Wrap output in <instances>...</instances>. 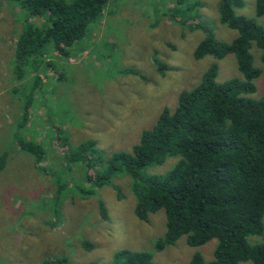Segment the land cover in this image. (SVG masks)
<instances>
[{
  "label": "rangeland",
  "instance_id": "1",
  "mask_svg": "<svg viewBox=\"0 0 264 264\" xmlns=\"http://www.w3.org/2000/svg\"><path fill=\"white\" fill-rule=\"evenodd\" d=\"M183 1L194 10H184V3L175 6L176 0H106L96 22L67 49V56L46 44L48 67L43 62L36 68L32 61L16 65L14 55L26 13L0 0V155L6 154L0 172V264L50 259L112 264L121 250L149 253L154 264H187L195 253L213 260L216 239L191 247L181 237L158 251L165 215L159 210L148 222L135 217V180L116 173L108 184L95 187L93 195L83 196L89 189L85 162L67 159L70 151L90 141L103 158L129 152L163 108L173 110L178 94L194 87L213 63L218 65L217 83L243 78L232 54L219 61L193 57L205 38L196 29L200 23L219 42L230 43L237 36L220 22L219 0ZM255 2L243 0L234 12L264 29V15H256ZM31 22L42 24L38 17ZM249 53L261 74L247 97L258 100L264 98V65L254 44ZM155 64L168 70L162 74ZM20 140L44 147L41 171L32 156L19 151ZM177 161L168 158L149 166L142 176L162 177ZM261 241L248 238L249 243ZM83 242L92 248L86 250Z\"/></svg>",
  "mask_w": 264,
  "mask_h": 264
},
{
  "label": "trees",
  "instance_id": "2",
  "mask_svg": "<svg viewBox=\"0 0 264 264\" xmlns=\"http://www.w3.org/2000/svg\"><path fill=\"white\" fill-rule=\"evenodd\" d=\"M26 13L22 31L16 38V65L32 61L38 68L45 62V45L52 44L57 55L67 56V49L82 39L89 24L96 22L106 0H7ZM184 10H194L185 1L176 0ZM219 20L237 32L230 43L219 42L213 31L198 25L205 35L193 57L206 56L219 61L234 55L242 79L217 83V63L211 64L199 82L178 94L173 110L165 107L155 124L140 133L129 152H115L103 158L95 143L85 142L67 155L70 163L85 162V180L93 195L94 188L109 183L116 173H126L135 180V217L148 222L149 216L162 210L166 231L156 249L174 246L185 237L188 246L198 247L216 239L213 260L205 261L195 253L187 264H264V98L253 100V81L261 70L253 67L249 53L252 44L260 51L264 65V29L252 20L237 16L243 0H219ZM174 6V7H175ZM187 6V8H185ZM195 8V7H194ZM257 16L264 15V0H256ZM38 17L42 24L31 19ZM30 20V21H29ZM162 74L168 67L155 64ZM48 67V62H45ZM22 70V68H21ZM27 107H25L26 115ZM18 149L33 157L41 171L46 151L35 141L20 140ZM168 158H178L175 166L162 177L143 178L152 165ZM6 154L0 155V172ZM101 212L105 209L99 202ZM260 237L249 243V237ZM257 242V241H256ZM86 250L92 246L82 243ZM42 264H65L50 259ZM112 264H154L149 253L118 251Z\"/></svg>",
  "mask_w": 264,
  "mask_h": 264
}]
</instances>
